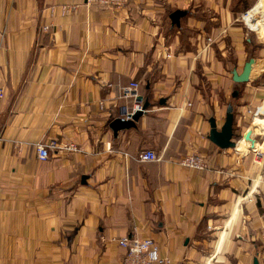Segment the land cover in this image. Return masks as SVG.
<instances>
[{
    "label": "crops",
    "instance_id": "1",
    "mask_svg": "<svg viewBox=\"0 0 264 264\" xmlns=\"http://www.w3.org/2000/svg\"><path fill=\"white\" fill-rule=\"evenodd\" d=\"M245 1L0 0V264H122L132 237L169 264H264V67L232 98L255 40ZM62 5L77 10L51 18ZM135 94L149 106L114 130ZM229 104L261 157L208 140ZM192 154L205 171L178 164Z\"/></svg>",
    "mask_w": 264,
    "mask_h": 264
},
{
    "label": "built area",
    "instance_id": "2",
    "mask_svg": "<svg viewBox=\"0 0 264 264\" xmlns=\"http://www.w3.org/2000/svg\"><path fill=\"white\" fill-rule=\"evenodd\" d=\"M86 5H95L101 8L109 10H120L122 9L128 0H84ZM77 10L76 5H62L57 7H51L49 9V16L52 18L55 15L60 17L69 16ZM244 13L240 15V20L248 32H257L251 28V24L256 23L257 20H244V16L247 15ZM48 28H44L47 30ZM138 84L131 83L130 90L137 91ZM4 98V92L0 88V100ZM133 100L135 103H132L129 110L125 111L124 117L121 118L122 121L131 120L136 113L141 112L142 114L146 111L143 109V105L137 102V96L134 95ZM255 115V113H254ZM36 156L40 161H46L49 157V150L56 148L53 142L48 145L37 144L36 145ZM254 154L256 157H261L263 153L260 150H251L248 152ZM138 162H159L160 157L152 151H143L141 152L136 159ZM178 164L187 169L195 171H205L207 169L206 162L203 157L199 155H186L182 157ZM118 245L125 250V255L122 260V264H169L167 260H164L160 257L159 247L152 239H138L135 237L132 238H122L118 240Z\"/></svg>",
    "mask_w": 264,
    "mask_h": 264
},
{
    "label": "water",
    "instance_id": "3",
    "mask_svg": "<svg viewBox=\"0 0 264 264\" xmlns=\"http://www.w3.org/2000/svg\"><path fill=\"white\" fill-rule=\"evenodd\" d=\"M187 14L186 11H175L173 12L169 19L171 20V26H179V20L184 17ZM255 61L254 59H249L243 66L242 72L238 74L236 70L232 71V81L236 84H242L247 83L250 78V73L252 66L254 65ZM237 97V92H234L232 94V98ZM137 102H142V98L138 97ZM149 106L148 102H145L143 104V109H146ZM142 116L141 112H138L135 114V116L129 120V121H122L121 119L115 120L111 127L114 130H124L129 127L135 122L139 120V118ZM209 125H210V131L208 135V140L213 143L216 147H218L221 150H227V149H234L236 145V141L234 139V115H233V106L232 104H229L225 111V118L224 123L221 126V128L218 130L216 127L215 119L210 118L209 119ZM244 138L245 140H248L251 142V145L253 147L254 140L251 138V132L248 130L244 134L240 135V139ZM254 264H257L256 261H254Z\"/></svg>",
    "mask_w": 264,
    "mask_h": 264
},
{
    "label": "rangeland",
    "instance_id": "4",
    "mask_svg": "<svg viewBox=\"0 0 264 264\" xmlns=\"http://www.w3.org/2000/svg\"><path fill=\"white\" fill-rule=\"evenodd\" d=\"M236 2L240 3L241 0H236ZM259 3L264 4V0H248V2L245 1V3H243L244 7H242V9H240L238 11H241L240 13L243 15L244 13H247V12L252 10L248 15L253 16L255 14H260L259 16L256 17V19L262 20L264 18V16H262V15H264V13L261 12L262 9L256 7L259 5ZM250 34H251V36H253V38H255V40L252 41V44H251L252 46H250L249 50H251V52H249V54L245 58L242 59V61L240 62V65H242L243 62H247L249 59H255L256 65H255V69H254L255 71H253V76H255V74H257V72L259 75L262 74L260 72V70H262L264 67V66H262L264 63H261L262 57L259 56V54L262 53L261 51L264 49V34H261L259 32H257V34L250 32ZM230 60H232V59H230ZM260 76H261V82L264 85V75L263 76L260 75ZM241 91H242V89L237 86V88H234L232 92L233 93L237 92V96H238L241 93ZM253 126L255 127V124L251 123L249 129H252ZM244 127H246V126H244ZM237 137H239V136L234 135L235 141H236ZM242 139L243 138L239 139L236 143H238Z\"/></svg>",
    "mask_w": 264,
    "mask_h": 264
},
{
    "label": "bare ground",
    "instance_id": "5",
    "mask_svg": "<svg viewBox=\"0 0 264 264\" xmlns=\"http://www.w3.org/2000/svg\"><path fill=\"white\" fill-rule=\"evenodd\" d=\"M256 7L262 9L261 12L264 13V4L259 3V5L256 6ZM251 11H252V10H251ZM251 11H249L248 14H249ZM248 14L244 16V20H257L256 17L260 15V14H255V15H253V16H250V15H248ZM262 16H264V15H262ZM251 28H252L253 30H255V31L259 32V33H261V34H264V18H263L262 20H257L256 23L251 24ZM255 120H256V119H253V121H255ZM253 121H252V122H253ZM247 144H248V140H246L245 142H243V141H239V142L235 145V148H234V149H236V151H239L238 149H240V152H244L245 149H246ZM256 148H257V145H254L252 149L256 150Z\"/></svg>",
    "mask_w": 264,
    "mask_h": 264
},
{
    "label": "trees",
    "instance_id": "6",
    "mask_svg": "<svg viewBox=\"0 0 264 264\" xmlns=\"http://www.w3.org/2000/svg\"><path fill=\"white\" fill-rule=\"evenodd\" d=\"M237 86H239L240 84H236ZM240 139V136L239 137H237V139H236V141H238Z\"/></svg>",
    "mask_w": 264,
    "mask_h": 264
}]
</instances>
